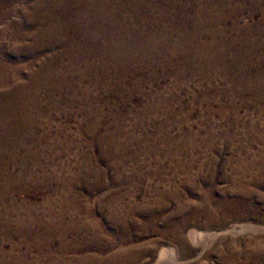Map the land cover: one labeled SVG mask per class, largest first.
Here are the masks:
<instances>
[{
	"label": "rangeland",
	"instance_id": "1",
	"mask_svg": "<svg viewBox=\"0 0 264 264\" xmlns=\"http://www.w3.org/2000/svg\"><path fill=\"white\" fill-rule=\"evenodd\" d=\"M2 2L0 264H264V0Z\"/></svg>",
	"mask_w": 264,
	"mask_h": 264
},
{
	"label": "bare ground",
	"instance_id": "2",
	"mask_svg": "<svg viewBox=\"0 0 264 264\" xmlns=\"http://www.w3.org/2000/svg\"><path fill=\"white\" fill-rule=\"evenodd\" d=\"M7 1V2H6ZM54 1V0H53ZM3 2H4V5H6V3H7V5H10V0H3ZM2 2V3H3ZM43 3V2H42ZM74 3V2H73ZM33 4V3H32ZM6 5V6H7ZM39 6V5H38ZM40 6L42 7V6H44L43 4H41L40 3ZM44 7H46V6H44ZM1 8V7H0ZM47 8V7H46ZM42 10V9H41ZM44 11V10H43ZM1 12V11H0ZM4 14H5V12H4ZM31 14V13H30ZM40 14V13H39ZM6 15V14H5ZM43 16V15H42ZM7 17V16H6ZM45 17V16H44ZM3 18V17H2ZM34 18V17H33ZM4 19V18H3ZM8 19V18H7ZM29 20H31V19H29ZM33 20V19H32ZM39 21V20H38ZM2 22V21H1ZM4 22V21H3ZM27 23V22H26ZM37 23V22H36ZM25 24V23H24ZM10 25H12V24H10ZM15 25H17V24H15ZM25 26V25H24ZM41 26V25H40ZM14 28V27H13ZM31 29V28H30ZM34 29H36V28H34ZM41 30V29H40ZM10 31H12V30H10ZM18 31V30H17ZM20 31V30H19ZM22 31V30H21ZM29 31V30H28ZM27 31V32H28ZM42 31H43V29H42ZM85 31V30H84ZM13 32V31H12ZM10 33V32H9ZM16 33V32H15ZM36 33V32H35ZM43 34V33H42ZM42 34H41V32H40V35L42 36ZM18 35V34H17ZM30 36H32V34L30 35ZM43 36H44V34H43ZM4 37V36H3ZM20 37V36H19ZM48 38V37H47ZM154 38V37H153ZM11 40H12V38H11ZM25 40V39H24ZM23 40V41H24ZM30 41V40H29ZM34 41V40H33ZM28 42V41H27ZM42 42V41H41ZM23 43V42H22ZM26 43V42H25ZM29 43V42H28ZM34 43V42H33ZM32 43V44H33ZM31 44V43H30ZM44 44V43H43ZM12 45H14V43L12 44ZM35 45V44H34ZM37 45V44H36ZM48 45V44H47ZM114 45V44H113ZM19 46V45H18ZM41 46V45H40ZM16 47V46H15ZM33 47H35V46H33ZM42 47H43V45H42ZM47 47V46H46ZM130 47L132 48V46H129L128 48L130 49ZM20 48V47H19ZM127 48V47H126ZM151 48V47H150ZM23 49V48H22ZM34 49H36V48H34ZM33 50V49H32ZM44 50V49H43ZM35 51H37V50H35ZM33 55V54H32ZM25 57V56H24ZM6 58V57H5ZM4 58V59H5ZM3 59V58H2ZM1 60V59H0ZM6 60V59H5ZM36 60H37V58H36ZM22 61V60H21ZM36 62H38V61H36ZM13 64V63H12ZM34 64V63H33ZM11 65V64H10ZM21 65V64H20ZM26 65V64H25ZM37 65V64H36ZM17 66H19V65H17ZM28 66V65H27ZM39 66H40V64H39ZM6 67V66H5ZM21 68V67H20ZM1 69V68H0ZM10 69H12V68H10ZM34 69V68H33ZM8 72H9V70H8ZM12 72V71H11ZM38 72V71H37ZM10 73V72H9ZM1 74V73H0ZM3 74H5V73H3ZM2 74V75H3ZM15 75V74H14ZM1 76V75H0ZM33 76V75H32ZM31 76V79L33 80V81H28L27 83L28 84H23V83H21V82H19V84H17V85H14V86H11V89H9V91L8 92H3L4 94H2V95H0V132L2 131V130H6V129H10V128H12L13 126H18V125H20L21 124V120L22 119H25V116H26V114L28 113V110H30V107L33 105V103H34V101H32V100H30L31 99V97L32 96H30V99L27 97L30 93H27L26 94V86H28V85H34L35 84V82H37V80H38V78L36 79V77L35 76H33L32 77ZM6 77V76H5ZM15 77V76H14ZM1 78V77H0ZM7 78L8 77H6V78H3V83H5L6 85L7 84H9L8 83V81L9 80H7ZM27 79V78H26ZM30 79V80H31ZM41 79V78H40ZM15 80H17V79H15ZM39 81V80H38ZM12 82V81H11ZM14 82V81H13ZM2 85V84H1ZM6 85H4V87L6 86ZM10 85V84H9ZM36 85V84H35ZM38 85V84H37ZM39 86V85H38ZM36 87V86H35ZM28 88V87H27ZM5 90V89H4ZM31 90V89H30ZM1 91H3V89H1ZM28 92V91H27ZM30 92V91H29ZM31 95V94H30ZM17 128H15V130H16ZM12 130H14V129H12ZM12 135H13V138L15 139V138H18L19 139V137H21V134L20 133H18V132H12ZM4 140H6V139H3L2 138V136L0 135V149H1V147L2 146H4ZM15 141V140H14ZM9 144V143H8ZM7 144V145H8ZM6 146V145H5ZM10 146V145H9ZM264 173L262 172V175H263ZM0 177H1V175H0ZM35 180V179H34ZM17 182V181H16ZM10 184V183H9ZM100 184V183H99ZM98 184V185H99ZM14 185V184H13ZM97 185V186H98ZM95 188V187H94ZM3 191V190H2ZM108 196V195H107ZM114 196V195H113ZM111 198V197H110ZM115 198V197H114ZM113 198V199H114ZM109 200V199H108ZM113 201V200H112ZM115 201V200H114ZM117 201V200H116ZM115 201V202H116ZM111 203V202H110ZM122 204V203H121ZM151 204V203H150ZM114 205V204H113ZM131 207H133V206H131ZM108 208V207H107ZM111 208V207H110ZM114 208V207H113ZM123 208V207H122ZM138 208V207H137ZM121 209V208H120ZM120 209H118V211L120 210ZM126 210V209H125ZM135 210V209H134ZM116 211H117V209H116ZM122 212H123V209H122ZM132 212V211H131ZM130 213V212H129ZM133 213V212H132ZM131 213V214H132ZM130 214V215H131ZM141 214V213H140ZM113 215V214H112ZM116 215V214H115ZM110 217V216H109ZM108 217V218H109ZM116 217V216H115ZM114 217V218H115ZM119 217V216H118ZM117 217V218H118ZM131 217V216H130ZM111 219V218H110ZM120 219V218H119ZM124 219V218H123ZM129 219V218H128ZM136 219V218H135ZM1 220V219H0ZM108 220V219H107ZM111 221V220H110ZM113 221V220H112ZM116 221H117V219H116ZM119 221V220H118ZM133 221V220H132ZM107 222V221H106ZM127 222V221H126ZM129 222V221H128ZM139 222V221H138ZM119 223H121V222H119ZM135 222H133V224H134ZM64 224V223H63ZM129 224V223H128ZM2 225V224H1ZM75 225V224H74ZM77 225V224H76ZM75 225V226H76ZM97 225V224H96ZM82 226V225H81ZM67 227V226H66ZM71 227V226H70ZM88 227H89V225H88ZM126 227V226H125ZM52 228V227H51ZM124 228V227H123ZM46 229V228H45ZM49 229V228H48ZM61 229V228H60ZM78 229V228H77ZM130 229V228H129ZM47 230V229H46ZM96 230V229H95ZM101 230V229H100ZM164 230V229H163ZM52 231V230H51ZM77 231V230H76ZM90 231V230H89ZM127 231V230H126ZM126 231H124L125 233H126ZM130 230H128V232H129ZM44 232H45V230H44ZM54 232V231H53ZM66 232V231H65ZM75 232V231H74ZM6 233V232H5ZM8 233V232H7ZM79 233V232H78ZM96 233V232H95ZM102 233V232H101ZM100 233V234H101ZM130 233V232H129ZM166 233V232H165ZM63 234V233H62ZM127 234V233H126ZM49 235V234H48ZM64 235V234H63ZM102 235V234H101ZM114 235V234H113ZM121 235V234H120ZM31 236V235H30ZM118 236V235H117ZM116 236V237H117ZM35 237H36V235H35ZM94 237V236H93ZM105 237V236H104ZM107 237V236H106ZM38 238V237H37ZM97 238V237H96ZM111 238V237H110ZM122 238V237H121ZM193 238H195V237H193ZM213 238H214V236L213 235H211V234H209V233H204V234H200V235H198V237L194 240V241H196V244L198 245V246H201V247H207V246H210V244H211V242L213 241ZM94 239V238H93ZM108 239H109V237H108ZM34 240V239H33ZM96 240H99V239H96ZM110 240V239H109ZM113 241V240H112ZM111 241V242H112ZM115 241V240H114ZM121 241H122V239H121ZM35 242V241H34ZM91 242V241H90ZM96 242H98V241H96ZM86 243V242H85ZM95 243V242H94ZM91 244V243H90ZM89 246V245H88ZM140 246V245H139ZM143 246V245H142ZM113 247V246H112ZM125 247V246H124ZM120 248V250H119V252H118V254H119V257L121 256V259L123 260V261H127V259H124V257L126 256V254L128 255V259H130L131 261H133L134 259H135V257L138 255V254H135V250H133L132 248V250L130 249V248H127L126 247V249L125 248ZM136 248V247H135ZM139 247H137L136 248V250L138 249ZM140 249V248H139ZM138 249V250H139ZM90 250H91V248H90ZM144 250H145V248H144ZM139 252V251H138ZM141 252H143V251H141ZM116 253V252H115ZM113 255V254H112ZM125 255V256H124ZM111 256V255H110ZM118 257V256H117ZM142 257V256H141ZM116 258V257H115ZM112 260V259H111ZM175 260H176V256H175V253H174V251H172V250H170V249H166V248H162V249H160V252H159V255H158V259H157V261L154 263V264H172L173 262H175ZM108 261V260H107ZM113 261V260H112ZM121 261V260H120ZM134 262V261H133ZM130 263V262H129ZM116 264V263H115ZM132 264V263H131Z\"/></svg>",
	"mask_w": 264,
	"mask_h": 264
}]
</instances>
